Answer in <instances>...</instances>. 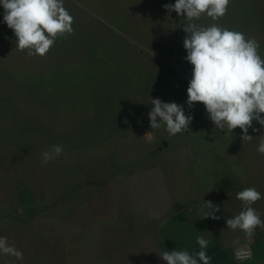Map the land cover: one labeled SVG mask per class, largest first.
I'll return each mask as SVG.
<instances>
[{"label": "rangeland", "instance_id": "1", "mask_svg": "<svg viewBox=\"0 0 264 264\" xmlns=\"http://www.w3.org/2000/svg\"><path fill=\"white\" fill-rule=\"evenodd\" d=\"M175 2L64 0L74 32L43 57L16 48L0 5V237L23 254H0V264L145 263L135 252L147 231L131 220L148 208L138 210L125 169L153 151L191 152L190 166L206 168L215 152L264 169V127L253 121L258 131L243 141L239 128L215 129L202 103L189 109V21L164 8ZM194 23L254 37L264 58V0H230L224 17ZM156 98L183 106L189 131L152 129ZM54 144L62 154L43 164ZM229 208L228 218L239 214Z\"/></svg>", "mask_w": 264, "mask_h": 264}, {"label": "clouds", "instance_id": "2", "mask_svg": "<svg viewBox=\"0 0 264 264\" xmlns=\"http://www.w3.org/2000/svg\"><path fill=\"white\" fill-rule=\"evenodd\" d=\"M229 4L230 0H176L164 8L189 21L183 28L187 34L183 40L185 59L192 65L186 101L189 109L197 102L202 103L215 129L233 133L239 128L243 133L241 139L251 141L253 137L248 131L253 128V121L264 127V58L259 54V42L216 23L207 27L194 23L205 14L213 21L224 17ZM0 5L4 9V22L14 32L16 48L28 50L30 56H45L58 38L66 39L74 32V17L64 7V0H0ZM150 103L153 105L149 112L152 129H159L163 124L173 136L189 131L193 117L185 115L183 106L162 102L159 98L151 99ZM259 138L257 151L264 155V135ZM63 147L54 144L44 151L42 163L60 156ZM236 198L242 202V210L227 218L226 224L227 228L244 233L246 243L234 251L235 259L243 261L251 256L249 244L257 227L264 229L261 214L252 206L262 194L255 187H247ZM205 205L210 211L204 218L220 219L215 215L220 211L219 206L211 201H205ZM196 242L198 252L190 254L187 250L174 249L163 251L159 256L165 264H211L212 257L207 252L210 241L199 236ZM0 254L23 259L22 252L10 245L7 237H0Z\"/></svg>", "mask_w": 264, "mask_h": 264}, {"label": "crops", "instance_id": "3", "mask_svg": "<svg viewBox=\"0 0 264 264\" xmlns=\"http://www.w3.org/2000/svg\"><path fill=\"white\" fill-rule=\"evenodd\" d=\"M198 155L202 157L201 153ZM135 156L140 159L138 152ZM190 156L191 152L181 150L153 151L141 158L149 161H135L125 169L126 180L133 184L132 196L140 203L138 210L148 208L130 219L147 231L138 238L143 241L135 253L143 256V264H165L159 256L161 252L174 249L190 254L198 252L197 237L203 236L210 241L207 252L212 257L211 264H264V229L259 227L249 244L251 258L235 260V248L246 240L239 229L227 228L225 211L229 207L237 208L238 213L242 210V202L236 196L243 189L259 185L264 188V169L245 167L243 162L232 166L235 158L228 160L215 152L210 167H201L203 163L190 166ZM260 191L262 198L252 206L264 220V190ZM146 194L148 197L144 199ZM205 201L219 206L215 215L220 219L204 218L210 211ZM123 218L127 222L128 218Z\"/></svg>", "mask_w": 264, "mask_h": 264}, {"label": "built area", "instance_id": "4", "mask_svg": "<svg viewBox=\"0 0 264 264\" xmlns=\"http://www.w3.org/2000/svg\"><path fill=\"white\" fill-rule=\"evenodd\" d=\"M235 258V257H234ZM251 258V256L249 257V259ZM249 259H247V260H249ZM236 260V259H235ZM243 261H246V260H243Z\"/></svg>", "mask_w": 264, "mask_h": 264}]
</instances>
